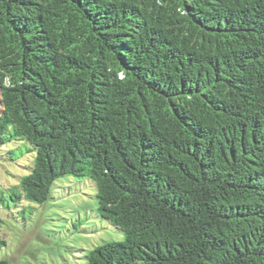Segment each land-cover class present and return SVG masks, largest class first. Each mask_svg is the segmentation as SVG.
<instances>
[{"label":"trees","instance_id":"trees-1","mask_svg":"<svg viewBox=\"0 0 264 264\" xmlns=\"http://www.w3.org/2000/svg\"><path fill=\"white\" fill-rule=\"evenodd\" d=\"M13 144L18 201L95 183L85 264H264V0H0Z\"/></svg>","mask_w":264,"mask_h":264},{"label":"rangeland","instance_id":"rangeland-1","mask_svg":"<svg viewBox=\"0 0 264 264\" xmlns=\"http://www.w3.org/2000/svg\"><path fill=\"white\" fill-rule=\"evenodd\" d=\"M0 148V259L9 264H85L95 246L121 241L124 233L98 215L95 183L58 178L44 203L11 196L7 186L30 172L33 154L15 144Z\"/></svg>","mask_w":264,"mask_h":264}]
</instances>
